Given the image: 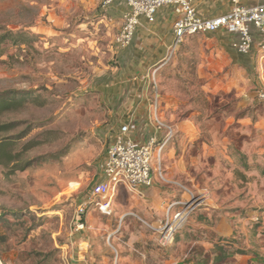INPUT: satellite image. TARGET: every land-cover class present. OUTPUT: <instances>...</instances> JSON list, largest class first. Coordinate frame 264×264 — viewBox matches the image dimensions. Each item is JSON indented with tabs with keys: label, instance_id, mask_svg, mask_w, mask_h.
<instances>
[{
	"label": "rangeland",
	"instance_id": "374dc122",
	"mask_svg": "<svg viewBox=\"0 0 264 264\" xmlns=\"http://www.w3.org/2000/svg\"><path fill=\"white\" fill-rule=\"evenodd\" d=\"M116 11L102 0H0V35L23 39L0 43V91L46 99L2 118L33 126L21 143L40 144L24 171L0 166V264H264V51L239 55L225 34L185 38L149 77L174 130L160 150L165 181L152 172L154 204L121 187L109 215L89 204L131 96ZM191 195L199 205L168 245L128 215L142 206L160 219ZM220 220L231 234H219Z\"/></svg>",
	"mask_w": 264,
	"mask_h": 264
},
{
	"label": "built area",
	"instance_id": "2783aa9c",
	"mask_svg": "<svg viewBox=\"0 0 264 264\" xmlns=\"http://www.w3.org/2000/svg\"><path fill=\"white\" fill-rule=\"evenodd\" d=\"M243 1L231 0V8L226 13L209 18L198 15L191 0H102V5L109 7L115 2H122L125 5L121 26L114 38L115 44L120 48L130 45L141 18L151 24L158 9L168 5L173 6L177 17L172 25L173 40L168 47L169 58L185 38L216 32L232 36L231 47L239 55L253 52L255 35L259 37L256 50L264 51V3L249 6ZM153 86H156L155 81ZM259 96L264 98V93L261 92ZM153 102L154 132L149 139L144 143L136 144L129 136V123H124L119 126L106 150L101 165L103 182L97 188L98 196L89 202L102 215L110 214L111 201L118 188L125 189L139 199H145L147 191L156 187L152 172H155L157 180L165 181L161 171L160 150L172 139L174 130L172 126L159 120L156 96ZM158 133L161 135L157 137ZM153 158L155 165H152ZM162 203L164 204L163 201ZM166 204L165 214L155 222L147 220L134 211L128 212L129 216L152 232L161 245L172 242L177 233L178 222L185 215L195 211L199 201L198 196L191 195L186 202L175 200ZM86 205L79 206L78 218L84 215ZM175 205L180 209L170 213V209ZM76 227L82 228L83 223L78 222Z\"/></svg>",
	"mask_w": 264,
	"mask_h": 264
},
{
	"label": "crops",
	"instance_id": "0c3cea01",
	"mask_svg": "<svg viewBox=\"0 0 264 264\" xmlns=\"http://www.w3.org/2000/svg\"><path fill=\"white\" fill-rule=\"evenodd\" d=\"M191 2L197 14L205 18L226 13L231 8V0H191ZM243 3L254 6L264 3V0H244ZM113 8L120 15L126 9L122 2H115ZM176 17L173 6L168 5L158 9L155 20L151 24L141 18L140 25L136 29L130 45L120 49L121 58L126 64L125 69L130 72V78L128 79L130 89L128 91L131 94L130 98L123 102L124 108L121 117L125 120L124 123H129V136L136 144L146 142L154 132L152 124L154 102L151 92L148 91L149 77L152 76L153 78V72H157L168 59V47L173 40L172 25ZM216 33L225 34L223 32ZM227 36L232 40V36ZM258 40V35H255L253 51L256 50ZM122 189L119 191L123 192ZM158 192L159 190L156 187L149 189L145 199H139L130 194L141 201L149 202L148 205L150 206L154 204ZM162 201L160 200V202ZM141 207L135 209L134 212L152 222L158 220L157 216L151 217L153 214L146 208L142 209ZM146 207H148L147 204ZM217 228L220 230L219 234L229 235L232 232L230 220L225 223L220 220Z\"/></svg>",
	"mask_w": 264,
	"mask_h": 264
},
{
	"label": "trees",
	"instance_id": "16d2710c",
	"mask_svg": "<svg viewBox=\"0 0 264 264\" xmlns=\"http://www.w3.org/2000/svg\"><path fill=\"white\" fill-rule=\"evenodd\" d=\"M6 39H12L16 44L23 41L19 33L3 32L0 35V43ZM32 93L30 90L0 91V166L7 168L9 173L24 171L31 167L33 160L26 159L25 155L40 142L32 138L21 143L32 131L33 126H25L17 131L22 122L4 121L2 118L10 112L24 108L29 103H41L46 100L45 98L39 100ZM220 240V242L225 241L222 238Z\"/></svg>",
	"mask_w": 264,
	"mask_h": 264
}]
</instances>
